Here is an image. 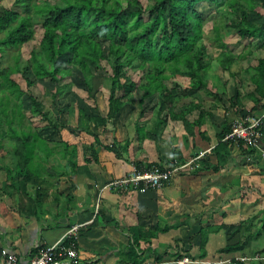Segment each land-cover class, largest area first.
<instances>
[{"label":"crops","instance_id":"obj_1","mask_svg":"<svg viewBox=\"0 0 264 264\" xmlns=\"http://www.w3.org/2000/svg\"><path fill=\"white\" fill-rule=\"evenodd\" d=\"M253 19L264 21L260 16ZM241 53L235 55L246 57L248 52ZM106 88L109 90V86ZM244 88L243 93H250L255 85L247 81ZM228 89L220 93L216 90L222 100L212 94L215 98L209 99V104L196 96L194 99L182 97L176 102L173 118L166 112L158 114V97L151 112L149 105L153 96L139 110L133 99H126L106 125L91 127L92 134L79 130L74 132V138H65L62 134L71 152L59 146L55 155L46 157L44 151L37 150L36 155L42 162L34 166L41 167L37 171L41 176L28 183L37 208L27 203L25 213L20 212L21 186L13 188L8 182L0 197V256L5 248L18 254L22 261H28L41 247L57 242L74 225L80 224L77 239L80 264H176L181 259L179 254L195 261H219L218 264L237 261L264 264V256L238 260L241 256L264 254V156L260 150L251 152V148L236 141L231 145L228 160L219 166L214 151L223 128L241 119L242 108L243 113L252 107L251 100L244 98L243 106L233 108L235 80L231 95L226 97ZM174 91L177 94V89ZM79 104L88 113L107 115V99L99 104L96 98L97 109ZM191 104H199L205 110L202 123H198L199 109L186 114L194 124L192 135L181 112ZM70 106L73 102L67 105ZM142 110L145 113L140 115ZM254 114L264 116V110ZM140 129L146 132L145 137L139 136ZM94 134L99 136V143L95 142ZM116 141L130 142L119 147L120 157L105 148ZM92 144L99 160L87 162L85 157L91 158ZM203 151L198 167L178 173L164 188L105 187L110 181L131 173L137 167L136 161L142 169L148 164L167 163L173 157L187 161ZM71 156L76 167L69 161ZM6 157L12 158L6 149L0 151V161ZM65 165L72 169H63ZM0 176L6 180L5 169ZM37 190L42 191L36 194ZM137 226L171 228L136 244L132 228ZM201 228L207 232L205 253L200 249ZM228 245H238L241 249L227 252Z\"/></svg>","mask_w":264,"mask_h":264},{"label":"trees","instance_id":"obj_2","mask_svg":"<svg viewBox=\"0 0 264 264\" xmlns=\"http://www.w3.org/2000/svg\"><path fill=\"white\" fill-rule=\"evenodd\" d=\"M151 1L144 6L142 0H15L12 7L0 10V53L3 58H10L7 65L0 68V151L6 149L14 163L11 166L0 163V168L6 170L7 182L11 187L21 186L20 212L25 213L27 203L37 208L35 198L28 191L29 181L41 176V173L38 174L41 167L38 165L39 168L36 169L34 166L35 163L42 162L36 155L37 150L44 151L48 157L55 155L57 147L65 145L71 152L69 143L62 138L56 144L50 142L53 134L62 133L65 126L61 123L60 114L56 116L32 93L31 87L35 80L25 75L27 71H31L38 80L52 83V100L58 108L61 107L60 99L66 87H70L69 84H64V80L73 73L72 67L82 72L83 81L89 89H92L96 76L105 77L109 86L107 115L88 113L80 104L76 107V129L92 134L91 127L106 125L121 110L125 100L129 99V94L138 87L143 91L138 100L140 106H143L148 97L157 94L158 114L161 116L166 112L172 118L176 117L173 109L181 96L174 94L168 81L177 76H186L190 79L188 89L209 87L205 75L210 70L212 61L207 59V44L204 42L205 20L200 9L203 2H209V6L219 15L213 29L214 38L221 47L217 62L222 69L231 72L233 64L242 57L225 48L221 35L222 26L235 30L242 39L257 40L264 45V21L253 19L254 16L264 18V0ZM227 16H230V21L225 24ZM39 23L43 27L40 48L33 49L30 58L23 59L21 47L34 38L35 25ZM103 41L107 42V49L104 48ZM251 54L249 51L246 56ZM253 62L245 70L255 85L254 91L243 93L241 89L245 84H238L236 93L231 98V105L235 109L243 106L244 98H249L252 102L250 110L243 113V108L240 110L241 119L254 115L259 109L264 110V57H255ZM131 71L141 73L139 81L132 77ZM16 74L24 77L27 88L21 86L14 76ZM233 76L236 77V74L233 73ZM176 85L179 86V83L176 82ZM211 94L219 101L222 100L217 92L211 90ZM24 96L30 100L32 115L39 117L46 126L53 129L47 128L49 130L41 134L40 128L33 123V117L27 113ZM95 106L97 107L96 104ZM189 106L181 112L192 135L194 124L186 118V114L199 109L198 123H202L205 110L199 104ZM144 113L142 110L140 115ZM233 124L224 127L219 134L220 141L214 150L219 158V166L228 160L231 145L236 142L225 139ZM141 130H138L139 136L145 137L146 132ZM262 132L264 134V124ZM94 137L95 142L99 143V136L94 134ZM238 142L246 148L243 141ZM129 143L121 144L116 141L105 145V148L120 157L119 147ZM90 149L91 158L85 157V160L98 161L95 144ZM256 150L258 149L251 148L250 151ZM66 156L67 154H63V157ZM175 158L180 159L173 157L171 160ZM69 161L76 167L74 157L71 156ZM135 163L141 168L137 161ZM157 165L148 164L147 167ZM40 191L42 190H37L36 194ZM170 228L171 226L146 229L137 226L132 231L138 244L140 240H147V237H154L158 232H165ZM201 234L200 249L205 253L207 232L201 228ZM240 249L238 245H228L226 251ZM178 258H182V255L179 254ZM236 264L243 263L237 261Z\"/></svg>","mask_w":264,"mask_h":264},{"label":"rangeland","instance_id":"obj_3","mask_svg":"<svg viewBox=\"0 0 264 264\" xmlns=\"http://www.w3.org/2000/svg\"><path fill=\"white\" fill-rule=\"evenodd\" d=\"M143 5L147 6L149 5L152 1L151 0H142ZM15 3V0H0V10H3L7 7H12ZM206 5L207 7H205ZM201 12L204 16L205 20V25H204V32H205V37H204V42L207 44V51H208V58L212 61L211 68L209 71L206 73V79L209 82V87L208 88H199V89H188L190 85V79L187 78L186 76H177L176 78H173L172 80L168 81L167 84L169 85L172 90L177 89V94L181 96V98H196L199 97L200 100H203L207 104L210 103L211 98H215L211 94V90L216 92H221L225 91L228 87V92L226 93V97H229L232 93V86L234 83V80L236 82V87L237 84L240 83L241 86L242 84H246L247 81H250V75L246 73L245 67L248 66L249 64H253V59L255 57H259L260 55L264 56V45L262 46V42H259L257 40H250V39H242L240 36L237 34V32L231 28H228L226 26L221 27V35L225 41V48L234 53V54H240L241 52H252L251 55H248L246 57H241L237 63H235L232 66V71L231 73L236 74V77L238 79V82L236 81V77L233 75H230L229 72L224 71L220 67V65L217 62V56L221 50V47H219V42L214 38V23L219 19V15H217L216 11L214 10L213 7L209 6V2H203L201 5ZM230 16H227L224 19V23L227 24L230 21ZM43 36V27L41 24H36L35 25V36L32 40H30L27 44L21 47V53L23 56V59H28L30 58V53L33 49L39 50L40 48V42ZM103 46L105 49L108 48V44L106 41H103ZM241 53V54H242ZM10 60L9 57H2L0 53V68L5 67ZM72 67V66H71ZM73 73L71 74L70 77H66L64 80V84H69V88L66 87L64 91V95L61 96V107L58 108L56 105H54L53 100H52V92L54 91V86H52V83L50 81L45 80H38L35 75L31 71H27L25 73L26 76L32 78L35 80L34 86L31 87L32 93L38 98V100L43 101L46 105L47 108H50L52 112L57 116L58 114L61 120V123L63 126H65L62 129V133H57L55 132L53 135L54 137H51V141L56 144V142H60L62 138V134L64 135L65 138H74L73 135L75 134L74 132L77 130L76 129V110L77 106H79V103H82L86 108H97L95 106L96 104V98L104 103V100L108 98L109 95V90L106 88L108 86L107 80H105V77L102 76H96L93 80V87L92 89L87 88L88 86L84 83L83 81V74L81 71H79L76 67H72ZM132 77L135 80H140V75L141 73L137 72H130ZM15 78L21 83V86L23 88H27L26 81L24 77L20 74L14 75ZM176 82L179 83V86L176 85ZM227 85V86H226ZM94 86L96 88L94 89ZM177 86V87H176ZM244 89V88H243ZM241 89V92L242 90ZM199 90V91H197ZM90 91V92H89ZM100 91V92H99ZM175 92V91H174ZM226 92V91H225ZM90 93L92 95H90ZM156 93V92H155ZM154 93V94H155ZM159 94V91H157ZM143 94V91L138 87L136 88L133 92L129 94V99H133L134 103L137 106V109L139 110L140 105H138V100ZM196 96V97H195ZM24 103H25V108L27 109V113L29 116L33 117V123L37 125L38 128H40L41 134H43L46 130H49L47 128L53 129L49 126H46L44 122L41 121V119L37 116H33L31 111H30V100L27 98V96H24ZM75 99V100H74ZM157 100V94H155L151 99H150V109L149 111L154 109V104L156 103ZM73 102V106L67 107V105ZM93 106V107H92ZM105 108L106 106L103 105ZM137 112V111H136ZM141 130V129H140ZM143 131V129L141 130ZM54 132V131H50ZM145 135V134H144ZM53 138V139H52ZM63 139V138H62ZM7 141H5L6 143ZM54 145V144H53ZM62 148H65V145H61ZM3 161L4 164L7 165H13V161L10 158H7ZM0 161V162H1ZM57 161V160H54ZM63 169L70 170L72 169V166L65 165ZM4 172L3 168H0V174ZM5 173H3L4 176ZM3 176H0V185L1 183L2 186L0 187V197L2 196V193H4V188H6L5 183L7 184L8 178H2Z\"/></svg>","mask_w":264,"mask_h":264},{"label":"built area","instance_id":"obj_4","mask_svg":"<svg viewBox=\"0 0 264 264\" xmlns=\"http://www.w3.org/2000/svg\"><path fill=\"white\" fill-rule=\"evenodd\" d=\"M264 124L263 115H247L232 125V130L225 139L243 141L248 148H256L264 156L262 127ZM205 152H200L187 161L175 158L167 163L159 164L153 167H145L134 170L121 177L110 181L105 187L125 189L133 187L144 190L148 188L161 189L167 186L175 175L185 170H193L199 166V160ZM81 225H74L64 237L55 243L45 245L39 251L31 256L28 261H22L15 252L3 248L1 250L0 264H80V255L77 245L78 234ZM263 253H257L253 256H241L238 260L249 261L262 258ZM176 264H218L219 261L192 260L189 257H183L175 261Z\"/></svg>","mask_w":264,"mask_h":264}]
</instances>
